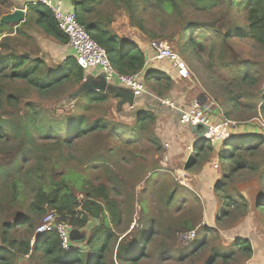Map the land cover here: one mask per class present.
<instances>
[{"label":"rangeland","instance_id":"374dc122","mask_svg":"<svg viewBox=\"0 0 264 264\" xmlns=\"http://www.w3.org/2000/svg\"><path fill=\"white\" fill-rule=\"evenodd\" d=\"M11 1L15 8L22 5L19 0ZM177 1L179 9L168 12L161 9L154 0L148 3L138 0L137 17L142 27L133 24L127 12L114 1L105 0L101 11L103 15L111 16V30L123 40H130L143 47L148 46L152 40H162L185 59L194 76L192 80H181L176 84V95L184 97L179 106H188L194 96L204 93L221 107L219 115H225L236 122L232 136L219 143L217 148L207 143L209 147L199 154L197 150L193 153L190 148L191 151L184 153L188 157L184 167L188 162L192 163L189 172H198L208 161H212L210 159L215 153L219 157L220 167L225 168L227 175L217 184L223 187L222 204L217 211L207 208L209 204L198 194L195 184L191 189L187 188L185 174L183 177L176 176L174 180L173 166H161L166 154L161 149L159 130L167 128L173 122L181 127L177 112L176 115H165L158 110L154 112L152 122L149 121L144 128L138 129L133 115H124L129 114L131 109L123 107L122 114L118 113L115 110V99L109 97L106 102L89 106L90 109L84 113L90 118L102 117L109 122L117 121L125 126L123 134L108 139L103 133L92 134L75 141L69 147H59L52 140H35L28 148V164L42 160L46 167L56 166L66 173L76 171L85 184L97 186L103 183L117 199L121 221L113 226L115 236L109 245L105 264H131L118 257L119 247L131 241L139 246L136 250L142 248L144 252L137 264H205L215 250L224 254L230 250L235 253L225 260L216 258L211 264H242L246 262V255L237 249V243L244 241V237L252 240L261 233L264 234V210L259 209L264 205H258L264 200V112L261 110L264 104V47L250 36L246 9L241 3L236 2L231 6L228 0H216L211 5L203 6L197 4V0ZM191 23L200 26L194 32L196 38L200 39V45L187 46L181 50L179 34L183 26L187 27ZM26 24L22 27L25 32L41 30L43 35L46 34L42 27L38 31L39 25L33 19ZM28 33H22L19 37L20 48L34 53L39 44L34 38L35 44L32 43ZM42 45L39 47L42 51L40 57L44 58L49 67L60 66L61 55L55 52L52 44L44 40ZM156 61L166 65L164 61ZM117 63L115 60V64ZM245 75L250 78L242 79ZM78 86L79 84L68 82L57 94H40L23 81L0 76L3 94L15 96L20 101L18 107L13 102L2 101L0 115L6 114L21 125L29 110L25 104L30 103L33 108L41 109L40 112L45 116L58 121L66 120L67 117L81 113V105L87 104L83 98L73 103L66 101L67 96L73 94ZM145 86L158 94L167 89L163 81L159 84L151 81ZM144 110L150 112L151 108L147 105ZM133 128L138 129L136 140L127 143L125 138L131 135L127 130ZM184 130L186 133V128ZM15 147V142L12 145L0 144V152H10ZM233 147L234 153L228 157ZM156 152L157 155H154ZM235 158L241 160V167L231 174V164ZM182 168L183 166L180 169ZM190 183H193V179ZM76 194L79 200L83 199L82 191H76ZM235 195L238 196V201H233ZM223 196H227V203ZM30 198L29 192L24 191L23 201L17 209L8 212L0 210V245L15 255L14 264H43L40 253L30 248L27 254H20L15 247L18 245L16 243L28 240L32 247L37 237L36 228L44 214L51 213L60 220L51 209L42 214L30 213L27 207V200ZM22 215L28 218L27 223L6 230L7 241H2L5 222ZM213 215L215 220L212 219ZM64 222L70 224L69 220ZM97 222L98 220L90 217L83 227L74 228L70 224L76 230L71 239L74 247L86 243L92 233V226ZM152 229L154 233L150 240L140 243ZM189 229L197 230V238L192 244L182 248L178 242V234ZM203 237L204 245L194 250V246ZM10 241L13 245H10Z\"/></svg>","mask_w":264,"mask_h":264},{"label":"trees","instance_id":"16d2710c","mask_svg":"<svg viewBox=\"0 0 264 264\" xmlns=\"http://www.w3.org/2000/svg\"><path fill=\"white\" fill-rule=\"evenodd\" d=\"M71 1L77 20L85 26L90 36L104 47L110 62L119 73L135 74L142 71L146 61L144 51L136 43L123 40L111 30V16L103 15L101 11V6L105 3V0ZM111 1H114L127 12L128 18L133 24L142 27L137 17L138 0ZM140 1L148 3L153 0ZM154 1L161 9L168 12L179 9L177 0ZM197 1V4L207 6L215 3L216 0ZM236 2L241 3L246 9L247 29L250 36L258 45L264 47V0H228V4L231 6ZM13 8L15 6L11 0H0V17L11 12ZM32 19L35 24L42 26L58 42L68 43V38L58 28L53 13L48 6L39 2L28 5L24 24ZM13 27L14 24H0V76L23 81L40 94H57L68 82L74 84L82 82L85 71L77 65L73 56H68L62 60L60 66L49 67L44 58L37 55L39 53L38 49H36V53H33L32 50L20 48L19 37L22 35L23 30L21 27L14 32ZM6 28L8 31L4 33L3 31ZM198 28L200 26L197 23L182 27L179 34L181 50L187 46L200 45V39L196 38V33H194ZM115 60L118 61L117 64H115ZM244 78L247 79L250 76L245 75L242 79ZM143 81L145 84H150L151 81L159 84L163 81L167 88L170 86L169 76L161 69L146 70L143 74ZM3 95L0 88V108L2 101L13 102L17 107L20 105V101L15 96L4 95V98H2ZM109 97V94L95 90L85 92L75 100L83 98L87 103L85 106L81 105L82 112L67 117L66 120L61 119L58 121L45 116L40 112L41 109L33 108L30 103L25 104L28 106V112L30 113H25L21 125H18L12 117L9 118L6 114L0 115V144L12 145L15 142L16 145L10 152H0V154L3 153V156L0 157V187L2 188L0 210L8 212L11 209H17L23 201L24 191H28L31 198L27 200V207L32 214H42L47 209H51L59 216L61 221L69 220L74 228L85 226L90 217L95 221L98 220L92 226V233L82 246H76L70 250L64 249L59 234L53 230L38 234L32 247H30L28 240L16 243L18 245L15 247L20 254H27L31 248L32 251L40 253L43 264H105L109 245L115 236L113 226H117L121 221L117 199L109 193L103 183L97 186L89 185V183L85 184V181L76 171L66 173L56 166L46 167L43 165L42 160L28 164V157L30 156L28 148L32 146L35 140L42 142L52 140L59 147L62 145L69 147L75 141L89 137L92 134L103 133L107 139L123 134L125 126L117 121L111 120L109 122L102 117L90 118L84 113V111L90 109L89 106L106 102ZM261 110L264 112V104H262ZM133 120L138 129H141L145 127L147 122L154 120V114L151 111L140 109L134 113ZM134 129L127 130L131 135L125 138V142L132 143L136 140L138 129ZM17 140L18 144H16ZM202 142L205 145L207 143L212 144L206 138H202ZM205 145L197 149V154L204 148L209 147V145ZM231 149L228 157H231L234 153L235 148ZM191 164V161L188 162L185 168L190 169ZM231 166L230 173L232 174L241 167V160L235 158ZM221 186H217L215 190L222 189ZM76 191L84 193L83 199L79 200L77 198ZM223 198L224 202L227 203V196H223ZM263 201L261 200L258 205H264ZM259 209L264 210V207L261 206ZM27 221L28 218L23 215L20 217L15 216L14 219L6 221L3 226L2 241H7L5 238L6 230L22 226ZM152 233H154L153 229L140 243L149 241ZM204 243L205 239L203 237L201 242L194 246V250L202 247ZM237 244V249L245 253L246 257L251 255L252 248L248 240L239 241ZM10 245H13L12 241H10ZM137 247L139 246L133 241L121 245L118 249L119 259L137 264L144 253L142 248L136 250ZM234 253L232 250L225 254L215 250L205 264H211L216 258L225 260L232 257ZM14 259L15 255L0 245V264H14Z\"/></svg>","mask_w":264,"mask_h":264},{"label":"built area","instance_id":"2783aa9c","mask_svg":"<svg viewBox=\"0 0 264 264\" xmlns=\"http://www.w3.org/2000/svg\"><path fill=\"white\" fill-rule=\"evenodd\" d=\"M22 2L21 8L27 10V6L37 2L48 6L57 22L60 31L68 38V44L73 51V57L79 67L84 71L90 69H98L105 74L108 82L127 86L133 89L134 94L138 95L146 91L141 80L138 79V73L121 74L110 62L108 54L104 47L98 44L81 24L75 15L73 9H67L63 6L61 0H19ZM15 9V8H14ZM148 48L150 55L148 60L164 61L169 69L174 72L178 79L192 80L194 74L190 70L185 59L174 49H172L165 41L152 40L149 42ZM148 54H146L147 56ZM160 101L178 113V120L185 126H196L202 128V136L213 143L216 140L225 142L232 136L233 128L236 122L226 117H221L219 121H212L209 118V107L202 105L198 100L194 99L186 106L182 107L175 104L169 98H160ZM221 114V107H216ZM207 128L205 131L204 128ZM188 148L192 149L191 146ZM57 231L61 239V245L64 249L70 250L74 248V243L70 238L72 226L68 222L57 220L53 214L46 213L42 216L36 228V236L49 231ZM197 238V230L189 229L181 231L178 234V242L181 247H187Z\"/></svg>","mask_w":264,"mask_h":264},{"label":"crops","instance_id":"0c3cea01","mask_svg":"<svg viewBox=\"0 0 264 264\" xmlns=\"http://www.w3.org/2000/svg\"><path fill=\"white\" fill-rule=\"evenodd\" d=\"M61 1L63 3V6H65V8L73 9L71 0H61ZM23 24L24 22L14 25L13 27L14 32L16 31L17 28L23 27ZM41 27L42 26L40 25L38 26V31L41 29ZM6 29H4L3 31L4 33L6 32ZM40 31L37 32L34 30L32 31V33H28L23 30V33H28L31 36L28 38L34 44H35V41L33 40V38L36 39V43L39 44V47H41L40 45H42V41L44 40L45 42L52 44L51 45L52 48H54L57 54L61 55L62 60H64L68 56H73V51L68 43L62 44L58 42L52 35L48 34L47 32L45 35H43ZM138 46L144 51V54L146 57L144 68L142 69V71L139 72L138 79L142 80L143 74L146 70L161 69L164 72H166L167 75L169 76L170 86L166 89L164 93L158 94L152 89H147L144 82L142 81V83L144 84L146 88V91L142 92L143 94L141 93L142 98L136 103L135 110L136 111L138 109L144 110V107L146 108L148 105L150 106L151 112L153 114L154 112H157L159 110V111L164 112L165 115L172 114V113L176 115V111L172 110L171 108L163 104L160 101V98L167 97L170 100H172L175 104H180V102L182 101V99H184V97L183 96L180 97L176 95V84H178V82L183 79H178L174 75V72L169 69L167 64L166 65L161 64V63L159 64V62L156 60H148V56L150 55V50L148 46L143 47L140 44H138ZM39 47H36V49L39 50ZM39 52H40L39 55L37 54L38 56L42 54L41 53L42 51L39 50ZM146 54L148 55L146 56ZM99 72L100 71L95 68L85 71L86 74H92V75H96ZM110 97L111 99L112 98L115 99L114 101L116 105L118 98L115 96H111V95ZM194 99L198 100L202 105L209 107L208 114H209V118L212 121L216 122L220 120L222 116L219 115V112L216 108L220 106L213 103L209 99V97H207L204 93H198L196 96H194L192 100ZM132 110H130L129 112H132V113L135 112V110L134 111ZM132 115H134V113ZM154 117H155V114H154ZM183 127L186 128V131H187L186 133H184L185 130ZM201 129L202 128L198 127L196 128V130H193L191 127L185 126V125H181V127L179 126L177 127L176 123L173 122L167 128L159 130L161 134L158 135L159 136L158 138L162 141L161 149L163 150L164 154H166V157L163 159V161H161V166L166 165L168 168H170V166L171 167L173 166V172L175 176L174 180H176V176L180 175L181 177H183V175L185 174L184 180L187 181L186 183V185H188L187 188L191 189L192 185L195 184L198 194H201L206 199L207 204H209L207 208L210 211H217V208H219L220 205L222 204L221 196L223 195L222 194L223 191L221 189L218 191H215V189L218 186L217 184L223 179L224 176L227 175L225 168L222 169L220 167V163L218 161L219 157H217V154L215 153V156H213L212 159H210L212 161L211 162L208 161L207 165L203 166L198 172H189L188 169H185L184 167L185 165L184 162L188 158L187 156L186 157L184 156V153L186 154V152L190 150L188 147L191 146L193 153H194L199 147L203 145L202 138H199V133H201ZM154 132L156 134L157 129H155ZM220 146H222V144L219 145V147ZM154 155H157V152ZM156 159L158 160V157H156ZM179 161H182V163ZM181 166H183L182 169H180ZM180 170H183V172H180ZM192 179H193V183H190ZM233 201H238L237 195L234 196ZM215 218H216L215 215H213L212 219L215 220ZM244 239L249 241L251 248H252L251 255L249 257L244 258L246 260V263L264 264V234L261 233L257 237H254L252 240L251 239L249 240V238L247 237H244Z\"/></svg>","mask_w":264,"mask_h":264},{"label":"water","instance_id":"95a60500","mask_svg":"<svg viewBox=\"0 0 264 264\" xmlns=\"http://www.w3.org/2000/svg\"><path fill=\"white\" fill-rule=\"evenodd\" d=\"M27 15V10H23L21 8H15L11 12L4 14L0 17V24L6 23V24H14L17 25L21 22H24ZM99 91L104 92L106 94H109L111 96H115L118 98L115 109L118 113L122 114L123 107H127L129 109H136V103L142 98V94L135 95L132 88L114 84L111 82H108L106 80L105 74L102 72H99L96 75L92 74H84V78L82 82L79 84L76 91L68 96L67 102L75 101L77 98L82 96L85 92L89 91ZM132 110V111H134ZM125 116H132V112L129 114H124ZM193 130H196V126L191 127ZM204 130L206 131L207 128L205 127ZM203 133H199V136H202ZM220 143V140L214 141L212 144L214 148H217L218 144ZM76 230H71L70 232V238L72 239V236Z\"/></svg>","mask_w":264,"mask_h":264}]
</instances>
